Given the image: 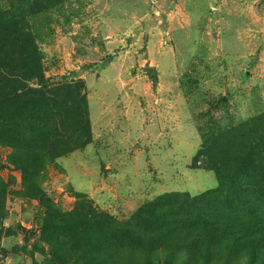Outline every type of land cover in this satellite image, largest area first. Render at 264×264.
I'll return each instance as SVG.
<instances>
[{
	"label": "rangeland",
	"instance_id": "374dc122",
	"mask_svg": "<svg viewBox=\"0 0 264 264\" xmlns=\"http://www.w3.org/2000/svg\"><path fill=\"white\" fill-rule=\"evenodd\" d=\"M23 4L52 86L84 82L93 134L46 165L45 201L69 211L82 197L127 220L160 195L217 186L194 157L205 135L264 112V0H62L38 15ZM14 155L0 144V264H53L47 206Z\"/></svg>",
	"mask_w": 264,
	"mask_h": 264
},
{
	"label": "trees",
	"instance_id": "16d2710c",
	"mask_svg": "<svg viewBox=\"0 0 264 264\" xmlns=\"http://www.w3.org/2000/svg\"><path fill=\"white\" fill-rule=\"evenodd\" d=\"M8 1L13 8H0V144L14 148L30 193L47 206L50 263L264 264V112L204 136L193 165L204 155L218 184L196 195H160L127 220L82 197L69 211L45 201L38 180L46 165L92 140L89 106L83 81L52 86L45 77L38 36L15 9L26 1L38 15L62 0ZM5 192L0 186L1 199Z\"/></svg>",
	"mask_w": 264,
	"mask_h": 264
},
{
	"label": "water",
	"instance_id": "95a60500",
	"mask_svg": "<svg viewBox=\"0 0 264 264\" xmlns=\"http://www.w3.org/2000/svg\"><path fill=\"white\" fill-rule=\"evenodd\" d=\"M148 70H149V72H152L154 69L153 68H151V67H149V68H147Z\"/></svg>",
	"mask_w": 264,
	"mask_h": 264
}]
</instances>
